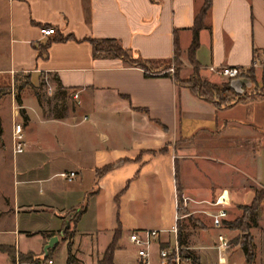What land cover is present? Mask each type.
Returning a JSON list of instances; mask_svg holds the SVG:
<instances>
[{
  "label": "crops",
  "instance_id": "obj_1",
  "mask_svg": "<svg viewBox=\"0 0 264 264\" xmlns=\"http://www.w3.org/2000/svg\"><path fill=\"white\" fill-rule=\"evenodd\" d=\"M202 2L0 0V88L12 90L14 79L21 76L32 88L45 84L58 98L70 99L75 105L63 116L46 118L33 95L14 104L10 93L12 125L17 123L16 110L23 112L26 121L21 153L14 152L10 134L12 192L10 196L0 193V264H10L8 251L14 254V264H28L19 262L18 255L41 257L51 238L55 241L47 249L51 251L48 261L54 264L53 255L59 247L65 251L64 228L73 231L70 242L75 264H97L116 230L119 238L112 264H139L136 249L128 243L122 227H130L131 232L160 231L148 258V264H158L157 251L171 245L162 217L166 215L174 223L177 215L175 173L181 196L188 199L186 214L176 223L180 245L199 264H245L239 245L242 234L226 224L239 217L236 207L250 204L255 192L264 191L263 167L256 164V156L264 148V100L217 109L174 84L169 76H162L171 74L170 69L144 76L140 69L110 56H92L87 42L113 39L133 58L159 69L176 59L178 77L185 79L192 72L187 57L191 27ZM47 28L54 34L42 37L40 30ZM65 37L69 39L54 40ZM197 43L192 61L200 78L228 85L234 79L207 70L225 66L250 69L258 80L264 69V0H211ZM252 63L254 68H250ZM240 90L248 89L241 86ZM74 93L75 100L71 98ZM32 118L43 125L54 124L61 132L51 144H43L41 137L32 134ZM246 142L256 144L253 153L238 149V143ZM4 147L3 143L0 150ZM224 152L233 161L224 160ZM242 157L247 171L235 167V160ZM195 159L212 168L224 163L242 178L234 175L228 186L215 190L204 187L200 175L197 186L187 184V175L195 179V173L199 174ZM107 166L113 167L101 172ZM69 173L74 175L70 181L60 176ZM82 173L89 174L85 182ZM111 174L117 176L111 178L110 185L120 187L130 181V187L139 189L126 203H120L127 220L115 214L118 210L108 215L102 202L108 195L102 183ZM169 181L171 201L165 203L158 189ZM232 193L247 200L237 201ZM222 198L227 202L226 218L220 228H214L211 219L203 215L215 213L219 206L213 204ZM83 206L85 210L73 225L74 215ZM141 212H151L152 221L144 222ZM257 212L248 229L255 261L251 264L264 262V224ZM191 216L194 226L189 223ZM8 235L12 236L9 240L1 239ZM218 236L228 245L223 252L217 248ZM65 254L60 256L63 264Z\"/></svg>",
  "mask_w": 264,
  "mask_h": 264
},
{
  "label": "rangeland",
  "instance_id": "obj_2",
  "mask_svg": "<svg viewBox=\"0 0 264 264\" xmlns=\"http://www.w3.org/2000/svg\"><path fill=\"white\" fill-rule=\"evenodd\" d=\"M24 83H26L24 77L20 76V77L16 78L15 84L12 85V90L7 89V88H2V87L0 88V89H7L8 90V92L6 94L0 95V100H1L0 101L1 102L0 103L1 104L0 105V132H1L0 138L2 139V141H0V149L3 147V143L5 146L4 147L5 149L0 150V193L3 194V196H10V194L12 192V183H11V181H12V176H11V157H12V155H11V151H10V134H11L12 142H13V137H12V130L10 133V128L12 126V118H11L12 117V114H11L12 111H11V106L9 104L10 93L12 94V102L15 104L16 102L14 99V86L16 87V85H22ZM254 83H255V88L262 87L261 91L263 93L264 83L261 81V79L259 78L258 80H256L254 78ZM223 84L224 83H222V80H221V82L219 84H217L216 86H221ZM246 91H250V90H246ZM27 95H30V96L33 95L35 97L36 101L38 100L41 113L43 114V117L45 116L46 118L63 116L69 110H71L72 108L75 107L74 102H72L70 99H63L62 100V99L58 98L55 95L54 90L53 89L49 90L47 85H45V84L42 86L39 85L36 88H32L31 86L24 87L19 93V98H22V97L27 96ZM16 112H17L16 122H17V124L21 125V131H22V129L24 127V125H23L24 122L21 119V115L19 113V110H16ZM30 127L32 130L33 136L36 138L38 137V139H40V137H41L40 141L43 144H46V143L51 144V142L55 138V135L59 134V132H61V131H58L55 129L54 124H44L43 125L40 122H38L37 120H34V118H32ZM237 147H238V149L244 148V150H250L253 153V151L256 150L257 146L254 142H246L244 145L241 143H238ZM222 156H223L224 160L225 159L227 161L232 160V158L229 157L228 153H226V152H224L222 154ZM16 157L20 158L21 156H16ZM256 159H257L256 164L258 162V165H259V162H260V167H263L262 169L264 171V148L258 152ZM193 162L198 164V166H199L198 167V170H199L198 173L199 174L195 173V175H194L195 179H193L191 176L187 177L191 174L186 176V178L184 179V182L187 184H190V185L197 186V184H198L197 178L199 175H200L199 177L203 179L202 181H199V182L201 184H203L204 187L209 186V188H212V190L228 186L230 183V178H233L234 175L238 178H242L240 173H236L237 171H235L232 167L225 165L224 163L217 164L215 167L212 168V167H208L207 165L205 166L204 162L201 160H198V159H195ZM234 163L236 164L235 167L238 169L239 168L244 169L245 171H247L249 169V167L246 165L247 161L244 159V157H242L241 159H236ZM258 167H257V169H258ZM81 176H82V180L85 182V181H87L89 174L82 173ZM116 176H117L116 174H111L110 176H108L103 181L102 184H104L105 191L108 192V195L103 196L102 202L106 204L105 209L108 211V215L113 216V213H115V210L116 211L118 210V212H116L115 214L118 215V213H119V216L123 220H127L128 219L127 211H126V209L122 208V206H120V203H122V204L126 203V201L128 200V198L131 195H136L137 193H139V189L136 187H130V184H131L130 181H126L125 183H122L120 187H118L117 185H115V186L110 185L111 184V178H116ZM233 183H234V181L231 179V185H233ZM83 185H84V183H83ZM171 188H172L171 181H169L167 186L163 185L161 188L158 189V193H159V197H160L161 201H164L165 203H169V201H171ZM245 188L246 187L243 186V189H242L243 192L242 193H244L246 191ZM237 190L239 193H241L240 189H237ZM231 191H233V189H231ZM231 196H233L232 198H235L237 201H240V202H244L247 200V199H245L244 196L240 197L236 194L234 195L233 193L231 194ZM180 198H183L181 196V193H180ZM108 202H112L113 205L110 206L108 204ZM187 203H188V199L185 202V204H187ZM263 203H264V201H263ZM248 205L236 207L239 209V217L241 216L243 209L245 207H247ZM1 207H2V203L0 202V208ZM120 207H121V210H120ZM172 213H174V210ZM229 213L230 212H228V214ZM257 214L260 215L259 222L261 224H264V206H262L261 210L260 209L258 210ZM117 215L115 218L118 222V228H119L120 222L118 221ZM203 216H205L206 219L208 218L207 213L206 214L204 213ZM239 217H237L236 219H234L230 222L237 220ZM140 218L144 222L148 223V222L152 221L151 219H153V215L151 212H148L145 214L143 212H141ZM166 218H168L167 222L165 220ZM190 219H191V221L189 223L194 226L195 222H194L193 216H191ZM162 220H164L165 225H166V229H163V230L167 231L174 225L173 221L170 222V217H167L166 215L162 217ZM122 228H123L124 232H126L127 234L129 232H131L130 227H125V228L122 227ZM238 231L240 232V230H238ZM261 231H263V230L261 229ZM241 234H242V232H240V235ZM11 237L12 236L8 235V236H5L1 239L7 241ZM169 238H170V243L172 244L173 243V236L171 234H169ZM103 240L104 239H102V241ZM29 243H30L29 246H31L32 245L31 243H33V242L30 241ZM239 243H240V238H239ZM150 249H152V248H150ZM149 251H152V250H149ZM64 252H65L64 248L59 247V249L53 255L54 264H63V262L61 261V257L64 258ZM252 260L255 263L254 259H252ZM260 262H261L260 264H264V262L262 260H260Z\"/></svg>",
  "mask_w": 264,
  "mask_h": 264
},
{
  "label": "trees",
  "instance_id": "obj_3",
  "mask_svg": "<svg viewBox=\"0 0 264 264\" xmlns=\"http://www.w3.org/2000/svg\"><path fill=\"white\" fill-rule=\"evenodd\" d=\"M211 5V0H203L202 5L198 12L194 15L193 24L191 27V42L187 49V57L190 65L192 66V72L190 75L185 79H180L178 77V69H179V62L176 59L172 60L171 64L163 65L161 69L159 67H153L150 62L141 60L139 58H133L130 53L123 49L115 40L113 39H90L87 42L91 47V54L92 56L97 55H106L110 56L114 59L120 60L122 63L140 69L144 76H147L146 73H153L158 74L160 71L166 72L169 69H172V73H164L162 76H169L174 84L186 88L193 96L196 98L208 102L217 109H228L235 104H246L252 101L264 100V88L263 93L261 91L262 87L255 88L254 83V75L252 70H248L247 75L244 79H247L251 83L250 91L242 92L241 94L234 93L228 85L225 83L221 86H216L214 84H210L206 80L199 77L195 63L192 61L193 54L198 46L197 43V34L198 31L203 27V19L206 16L209 8ZM69 37L65 38H58L54 39L56 41H65L68 40ZM177 49L174 44V56H177ZM261 81L264 83V69L261 71L260 75ZM16 79H14V84ZM30 86L28 81L22 85L14 86V99L17 104L20 103L19 100V93L20 91L26 87ZM255 88V89H254ZM254 89V90H253ZM8 92L7 89H0V95H4ZM22 121H26V117L23 115V112L19 111ZM113 166L104 167L101 172H105ZM174 189H175V196H176V203H177V216H182L186 214L184 208H182V202L180 198L181 189L178 183L177 175L174 174ZM264 198V191L260 190L254 193V196L250 202V204L243 209L241 216L233 221L228 222L226 225L231 230H240L242 235L240 237V248L242 250L245 264H251L253 258V246H252V239L248 234V229L250 224L255 223V216L256 212L258 211L259 204ZM85 210V207H81L77 213L74 215L72 224L74 225L81 215V213ZM73 231H68V229L64 228L63 235L64 239L66 240V247H65V262L64 264H75L76 260L74 259L71 253V242L70 239L72 238ZM119 238V231H114L112 235V239L110 243L105 248L102 257L97 264H112V255L113 252L117 249V240ZM180 238L179 234L177 233V243L180 245ZM181 246V245H180ZM166 248V247H163ZM162 248V249H163ZM8 258L10 259V264H14V254L12 252H6ZM51 251H47L45 255L41 257H34L32 255H18V261L24 262L28 264H46V262L50 258ZM184 256L190 258L191 264H199L198 261L195 259L193 255L189 252H182Z\"/></svg>",
  "mask_w": 264,
  "mask_h": 264
},
{
  "label": "built area",
  "instance_id": "obj_4",
  "mask_svg": "<svg viewBox=\"0 0 264 264\" xmlns=\"http://www.w3.org/2000/svg\"><path fill=\"white\" fill-rule=\"evenodd\" d=\"M40 34L42 37H50L54 34V31L51 28L41 29ZM255 66V63H252L250 68H254ZM207 70L226 80H232L243 79L250 69L224 66L218 68L209 67L207 68ZM169 71H172V69H170ZM71 98L75 100L77 99V95L74 93L71 95ZM12 137L14 152L16 154H19L23 151L24 147L21 125L17 123H14L12 125ZM60 176L65 178L67 181H70L74 175L73 173H69L68 175L61 174ZM186 201V198H181L182 208L185 207ZM213 205L219 206V208L215 213L207 214V216L211 219L214 228H220L222 221L226 218V210L224 207L227 205V202L222 198L216 201ZM179 218L180 217L176 215V217L174 218V225L169 230L165 231L166 233L173 236V243L168 247L159 249L157 251L158 264H190V258L182 254V252H188V250L185 247L178 245L177 243L176 223ZM159 234L160 231L156 230H140L128 233L127 241L136 249V257L139 264H148L149 250ZM217 243V248L222 252L225 251L228 247L226 240H224L221 236L217 237ZM50 263V261L47 262V264Z\"/></svg>",
  "mask_w": 264,
  "mask_h": 264
},
{
  "label": "water",
  "instance_id": "obj_5",
  "mask_svg": "<svg viewBox=\"0 0 264 264\" xmlns=\"http://www.w3.org/2000/svg\"><path fill=\"white\" fill-rule=\"evenodd\" d=\"M244 86L246 89H250L251 88V83L250 81H248L247 79H234L232 81H230V83L228 84V87L236 94H241V90L240 87ZM55 239L51 238L46 245L43 247V255L46 254L47 249H49L51 247L52 242H54Z\"/></svg>",
  "mask_w": 264,
  "mask_h": 264
}]
</instances>
